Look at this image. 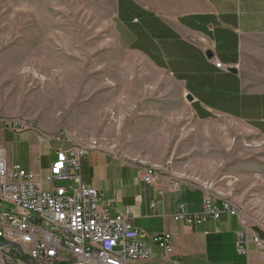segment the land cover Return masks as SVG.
<instances>
[{
  "label": "crops",
  "instance_id": "crops-1",
  "mask_svg": "<svg viewBox=\"0 0 264 264\" xmlns=\"http://www.w3.org/2000/svg\"><path fill=\"white\" fill-rule=\"evenodd\" d=\"M115 33L124 49L165 73L180 86L185 99L191 98L188 108L195 121L225 118L239 124L245 134L264 140V0H206L203 10L184 13L174 22L163 21L139 3L120 0ZM214 62L236 73L219 70ZM4 67L0 65V121L31 118L38 131L54 132L40 118L43 103L39 110L30 111L35 99L28 97L27 90L34 80L27 81L26 63ZM19 130L0 128V151L8 165L18 164L45 178L55 153L36 131ZM42 145L47 155L40 153ZM243 169L256 172L253 188L243 187L240 197L235 187L231 201L250 231L264 240L263 163L250 162ZM80 176L83 185L114 201L117 212L128 211L133 226L148 233L140 241L150 256L135 264H264L252 243L247 244V254L237 253L241 228L235 216L223 213L217 221L207 219L194 227L172 220L180 206L187 214L201 212L203 184L192 187L193 182L177 178L178 184L171 186L167 175L157 184L146 185L135 168L107 152L83 157ZM214 205L219 207L220 201ZM161 233L171 236V255H164L151 237Z\"/></svg>",
  "mask_w": 264,
  "mask_h": 264
},
{
  "label": "rangeland",
  "instance_id": "rangeland-1",
  "mask_svg": "<svg viewBox=\"0 0 264 264\" xmlns=\"http://www.w3.org/2000/svg\"><path fill=\"white\" fill-rule=\"evenodd\" d=\"M127 1L174 22L203 10L206 0ZM119 6L120 0H0V65L26 63L27 81L34 80L30 111L43 103L40 118L56 130L40 132L31 118L17 121L39 136L93 138L109 154L168 162L165 176L209 183L230 201L238 186L241 197L256 175L244 164L261 162L264 171V140L225 118L195 121L180 86L118 41ZM40 153H49L45 145ZM9 255L0 253V264H16Z\"/></svg>",
  "mask_w": 264,
  "mask_h": 264
},
{
  "label": "built area",
  "instance_id": "built-area-1",
  "mask_svg": "<svg viewBox=\"0 0 264 264\" xmlns=\"http://www.w3.org/2000/svg\"><path fill=\"white\" fill-rule=\"evenodd\" d=\"M214 65L228 71L218 62ZM26 127L24 122L17 120L0 121L2 129L20 128L22 131ZM39 138L55 153V160L43 179L18 164L8 165L5 153L0 151V245L8 243L19 247L31 264H135L146 261L150 251L140 239L149 237L148 233L133 226L128 211L117 212L114 201L104 200L98 190L81 182L80 160L91 153L103 152L99 141L73 139L65 133L40 134ZM111 155L135 168L146 185L160 182L165 177L164 168H168V162L161 167L139 162V158L123 153ZM168 177L171 186L178 184L179 179ZM191 186L197 185L191 183ZM203 190L199 214H187L180 206L172 220L194 227L207 219L217 221L223 213L235 216L241 228L237 233V253L247 254V244L252 243L264 259V240L250 231L238 208L229 205L227 193L212 191L209 183L203 184ZM216 200L220 201L219 207L214 205ZM151 237L164 255L173 253L170 235L161 233ZM10 252L16 264H24L15 248H0V253L6 257Z\"/></svg>",
  "mask_w": 264,
  "mask_h": 264
},
{
  "label": "water",
  "instance_id": "water-1",
  "mask_svg": "<svg viewBox=\"0 0 264 264\" xmlns=\"http://www.w3.org/2000/svg\"><path fill=\"white\" fill-rule=\"evenodd\" d=\"M209 57H210V55H209ZM228 72H231L233 74L236 73V71L234 69H228ZM186 101L187 102H191V98L190 97H186ZM3 246H9V247L15 248L20 253V257H21L22 261L24 262V264H31L30 261L28 260V258L24 254H22V252H21L19 247L11 245V244H8V243H3V244L0 245V248L3 247Z\"/></svg>",
  "mask_w": 264,
  "mask_h": 264
},
{
  "label": "bare ground",
  "instance_id": "bare-ground-1",
  "mask_svg": "<svg viewBox=\"0 0 264 264\" xmlns=\"http://www.w3.org/2000/svg\"><path fill=\"white\" fill-rule=\"evenodd\" d=\"M139 162H145V161H142V160H139ZM169 165V163H168ZM229 205H233L232 202L229 200ZM239 210V209H238Z\"/></svg>",
  "mask_w": 264,
  "mask_h": 264
}]
</instances>
